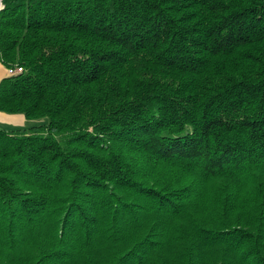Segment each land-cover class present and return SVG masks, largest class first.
Wrapping results in <instances>:
<instances>
[{
  "label": "trees",
  "instance_id": "16d2710c",
  "mask_svg": "<svg viewBox=\"0 0 264 264\" xmlns=\"http://www.w3.org/2000/svg\"><path fill=\"white\" fill-rule=\"evenodd\" d=\"M0 59V264H264V0H0Z\"/></svg>",
  "mask_w": 264,
  "mask_h": 264
},
{
  "label": "rangeland",
  "instance_id": "374dc122",
  "mask_svg": "<svg viewBox=\"0 0 264 264\" xmlns=\"http://www.w3.org/2000/svg\"><path fill=\"white\" fill-rule=\"evenodd\" d=\"M5 115H7L5 117L6 118L8 117L9 120H7L6 122L3 121L6 125L5 124L3 125V123L0 120L1 122L0 127H3V128H7V129L27 128L37 123L36 120L29 119L23 114H8L7 113Z\"/></svg>",
  "mask_w": 264,
  "mask_h": 264
},
{
  "label": "crops",
  "instance_id": "0c3cea01",
  "mask_svg": "<svg viewBox=\"0 0 264 264\" xmlns=\"http://www.w3.org/2000/svg\"><path fill=\"white\" fill-rule=\"evenodd\" d=\"M9 75H8V72H7V68L5 67V65L2 63V61H1V59H0V81L2 80V79H4V78H6V77H8ZM5 114H7V113H5V112H0V120H1V122L3 123V125L5 124L3 121H7V120H9L8 119V117L6 118L5 116H7V115H5ZM9 114V113H8ZM0 122V123H1ZM6 125V124H5Z\"/></svg>",
  "mask_w": 264,
  "mask_h": 264
},
{
  "label": "built area",
  "instance_id": "2783aa9c",
  "mask_svg": "<svg viewBox=\"0 0 264 264\" xmlns=\"http://www.w3.org/2000/svg\"><path fill=\"white\" fill-rule=\"evenodd\" d=\"M23 71H24L23 67H16L15 66V67L7 68V72H8L9 76L22 73Z\"/></svg>",
  "mask_w": 264,
  "mask_h": 264
},
{
  "label": "water",
  "instance_id": "95a60500",
  "mask_svg": "<svg viewBox=\"0 0 264 264\" xmlns=\"http://www.w3.org/2000/svg\"><path fill=\"white\" fill-rule=\"evenodd\" d=\"M2 4V3H1Z\"/></svg>",
  "mask_w": 264,
  "mask_h": 264
}]
</instances>
